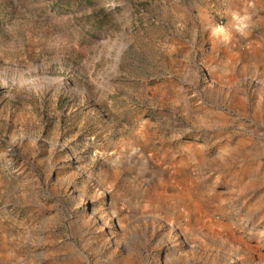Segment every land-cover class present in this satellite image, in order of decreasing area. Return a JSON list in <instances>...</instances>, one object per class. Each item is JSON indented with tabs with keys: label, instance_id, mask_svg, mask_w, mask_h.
Instances as JSON below:
<instances>
[{
	"label": "rangeland",
	"instance_id": "374dc122",
	"mask_svg": "<svg viewBox=\"0 0 264 264\" xmlns=\"http://www.w3.org/2000/svg\"><path fill=\"white\" fill-rule=\"evenodd\" d=\"M0 264H264V0H0Z\"/></svg>",
	"mask_w": 264,
	"mask_h": 264
},
{
	"label": "clouds",
	"instance_id": "9594fccd",
	"mask_svg": "<svg viewBox=\"0 0 264 264\" xmlns=\"http://www.w3.org/2000/svg\"><path fill=\"white\" fill-rule=\"evenodd\" d=\"M221 31H223V30L221 29Z\"/></svg>",
	"mask_w": 264,
	"mask_h": 264
}]
</instances>
